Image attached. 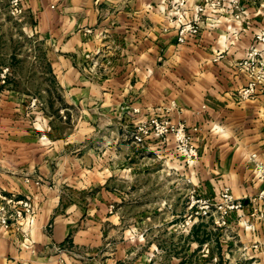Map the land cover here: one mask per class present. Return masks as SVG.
<instances>
[{
	"label": "crops",
	"instance_id": "obj_1",
	"mask_svg": "<svg viewBox=\"0 0 264 264\" xmlns=\"http://www.w3.org/2000/svg\"><path fill=\"white\" fill-rule=\"evenodd\" d=\"M21 1L57 105L40 124L18 92H0V204L31 205L24 220L0 224V264H188L180 252L171 260L163 230L156 243L136 229L152 221L132 210L136 192L152 208V185L137 178L156 175L161 191L168 173L215 201L224 187L243 201L213 226L212 259L198 264H264V198H253L264 187L254 165L264 164V85L238 93L249 81L242 63L264 50V1L206 7L199 32L179 43L198 0ZM150 118L182 122L198 158L182 164L171 135L134 141Z\"/></svg>",
	"mask_w": 264,
	"mask_h": 264
},
{
	"label": "rangeland",
	"instance_id": "obj_2",
	"mask_svg": "<svg viewBox=\"0 0 264 264\" xmlns=\"http://www.w3.org/2000/svg\"><path fill=\"white\" fill-rule=\"evenodd\" d=\"M29 22V16L21 0H17L16 3L15 0H0V92L9 89L18 92L21 103L26 105V111L41 124L42 116L47 110H51V105L56 107L57 100L55 96L51 97L48 91V88L51 89V86L46 84V77L50 76L49 68L45 65L43 51L38 48L35 31L33 28L30 29ZM53 94L55 95V91ZM151 119L153 118L148 119L146 124ZM137 127H134L131 132L133 140ZM171 136L174 138L173 135ZM176 148L180 150L181 161L185 166L198 158L197 154L196 158L189 160L186 149L178 146L177 143ZM177 177L179 178L178 175L166 174L164 182L166 188L161 191L155 187L159 181L156 175H150L148 180L137 178L136 182L152 185V190L145 194V198L152 202V208H145L141 201L142 192H136V206L132 210L135 211L137 218L151 211L152 221L147 224H138L136 229L142 234L145 230H151L152 239L156 243L161 242L160 236L163 230V241L168 245L171 260H174V257L178 258L175 253L180 252L181 256L186 254L188 264L209 262L212 259V253L210 246L205 243L206 240H210L208 234L213 231V226L215 228L225 227L228 221L227 224H223L219 219L218 223L214 224L213 221L205 218L206 216L201 219L203 214H197L200 211L198 200L209 199L218 202V198L215 201L207 196L199 195L196 189L190 187V181L185 174L182 176L181 184L178 185ZM159 199L162 203L164 202L162 209L165 216L162 215V219L167 220L163 224L159 223ZM218 215L220 217V212Z\"/></svg>",
	"mask_w": 264,
	"mask_h": 264
},
{
	"label": "built area",
	"instance_id": "obj_3",
	"mask_svg": "<svg viewBox=\"0 0 264 264\" xmlns=\"http://www.w3.org/2000/svg\"><path fill=\"white\" fill-rule=\"evenodd\" d=\"M16 2L17 0H15ZM184 2V0H180L178 5L182 6ZM222 6L223 0H201L195 3L194 18L191 22L182 23L179 26L177 42H184L187 35H196L199 32V24L207 13L206 7H210L217 13H220L222 11L220 8L223 9ZM258 39L264 41V35L258 36ZM242 67L247 70L249 81L238 93L243 98H250L254 96L261 85H264V50L258 51L257 49H253L250 51L242 63ZM149 129L162 139L169 134L173 135L177 145L186 149L189 160L197 157V149L192 144L191 136L186 131L185 125L182 122L174 124L167 118L164 120L153 118L147 124L142 123L138 125L134 132V140L137 142L144 140ZM254 165L257 177L264 183V164L257 162ZM253 198L263 199L264 187ZM198 202L200 203V211L197 214L205 215L213 210L218 213L220 212L219 218L223 224H227L228 219L226 217L229 212L240 210L243 207V201L234 198L228 187H224L219 192L218 202H213L209 199H201ZM30 211L31 205L28 200L4 199V202L0 204V224L3 227H8L11 222L24 220ZM258 215L260 217L262 213L258 212Z\"/></svg>",
	"mask_w": 264,
	"mask_h": 264
}]
</instances>
